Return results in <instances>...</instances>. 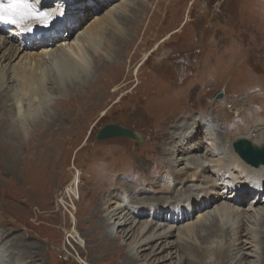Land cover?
Here are the masks:
<instances>
[{"label":"rangeland","instance_id":"374dc122","mask_svg":"<svg viewBox=\"0 0 264 264\" xmlns=\"http://www.w3.org/2000/svg\"><path fill=\"white\" fill-rule=\"evenodd\" d=\"M123 2L129 5L127 12L119 8L122 7ZM75 3V7L69 9L78 13L79 24L71 29L62 28L60 36L52 41V48L58 51L66 49L72 59L79 60L72 50L77 41L76 43L83 46L90 58L92 69L95 62L98 63L99 52H102L100 57L108 58L112 72H106L107 79L94 87L88 82L80 83L87 89L85 91L82 86L73 87V83L77 82L82 74L71 73V66L66 63L54 64L49 61L45 66L41 64L35 66L39 72H46L48 96L44 94L42 99L34 96L33 99L26 97L22 102L24 105L26 103V108L37 107L39 119L43 117L45 126H42L41 130L40 123L37 131H41V134L36 135L37 131L35 134L31 133L30 140H25V147L17 148L16 163L9 164V158L0 152V264H5V261L10 264L11 262L12 264L17 262L18 264H119V261L113 262L106 255L101 256L99 249L93 246V242L96 241L93 233L96 220L93 217L97 209L108 220L109 232L116 233L122 226L127 229L129 236L125 247L127 251L138 256L135 264H182L183 259H180L177 247L179 242L181 244L184 241L197 245L199 251L204 246L211 250L218 248L228 239L223 241L220 235L211 234L206 237V242L201 243L195 233L205 234V231L201 232L198 228L193 233L191 231L189 233L187 226L197 227L201 222L208 223L210 215L216 214L225 227L236 228L238 222L233 215L241 212L245 221L248 215L252 217L251 221L246 222L242 229L243 234L240 236V244L248 246L244 252L249 255L245 254L243 259L248 262L253 261L251 264H255L257 257L263 254L260 252L262 249L258 241L259 233L264 232L262 221L264 219L260 220L264 212V204H253L256 199L254 194L257 192H253L251 186L248 187L245 176L241 178L238 172H242L236 169L237 171H231L233 175L230 172L225 173V182L223 180L219 188L220 194H205L203 201L206 205L204 203L205 206L201 209L199 203L194 202L188 211L189 205H185L187 202L185 199L191 201L193 197L197 199L204 194L210 188V179H205V176L201 181H195V178L200 179V177L191 174L194 170L193 166H190L186 157L182 156L184 144L175 139L179 140V137L184 141L191 137L190 133L202 135L206 133L205 129L197 124V128L191 129L195 124L192 118L197 113L185 109L188 108L186 102L195 103V97L202 90L210 93L215 89L213 100L217 103L222 99L223 101L230 99L226 106L223 104L219 107L216 103L214 104L216 107L213 108L209 98L204 97L200 105L202 111H209L210 117H215L216 112L225 111L232 120L237 121L238 118H242L245 121L247 118L254 125L259 126L260 113L255 115V120L247 116L250 101L246 102V99L242 98L247 94L241 93L240 98H237L236 94L232 93V91L240 93L242 88L233 86L231 90V87H226L224 95L222 89L224 84L216 87L219 84L218 79L214 80L215 84L208 83L205 71L206 59L216 56L215 64H220L224 56L219 54L229 53L231 44L233 48L239 47L248 67L260 63L264 70V31L256 34L252 39L245 34L238 35L242 25L245 26L244 29L258 28L261 25V23L253 25V21L260 17V10H264V0L261 7L259 0H77ZM69 5L68 1L58 0L59 7L64 6L66 9ZM55 9L56 7H49L46 12L52 14L53 12L48 11ZM208 11L216 17L211 16ZM107 14L115 17L114 21L119 25V30L115 24L112 25L113 28L106 25L103 26L106 28L103 29V34L100 30L92 34L89 42L97 40L99 44L101 43L96 48L89 42L79 41L80 36L86 35V30L92 23ZM125 14L126 16L122 18ZM210 19L215 21L217 27L224 26L220 34L224 36L219 35L204 42L197 35H200L201 31L208 32L205 23ZM11 27L3 30V33L0 32V36L4 34L14 39L17 37L16 40L20 42L28 43L33 40L31 44H40V39L36 38L19 39L18 34L10 32ZM117 31L124 32L127 39L114 40L112 33ZM205 43H207L206 49L202 47ZM9 47L10 44L0 51V68L7 70L9 77L7 84L12 87V91H15L19 81L13 76L12 72L15 71L13 68L17 67L18 63L26 65L32 62L29 55L38 53L44 48L39 46L36 52L35 49H29L26 53H20L15 60L11 54H7L4 59L3 52ZM145 55L149 57L146 60ZM142 63L139 72L135 73V69ZM240 70V63H236L235 72L238 73ZM97 73L94 69L93 79L97 77ZM255 73L261 74L257 70ZM223 74L225 75V69ZM226 79L227 76H224L223 80ZM233 79L234 76L231 82ZM192 83H195L193 84L195 89L190 91L192 94L185 93L186 90L183 91V88H187ZM58 84L65 90L61 92L56 90ZM253 85L254 83H251L249 87ZM81 88L83 91L80 90ZM221 93L222 97L218 98ZM80 96L83 97L78 100ZM174 96V100L167 99ZM153 100L157 101V109ZM74 101H76L75 106L72 104ZM19 105L21 106L20 102ZM76 105L80 109L79 113L75 112ZM181 108L183 110L180 113ZM239 108L241 110H238ZM134 109L137 111L131 112ZM203 120L204 127L213 121L205 117ZM217 122L221 125L220 119ZM116 123L138 131L143 141L137 145L136 141L121 137L95 140L97 133L104 126ZM221 126L223 134L220 135L222 132L218 131L219 138L218 136L210 140V136L201 138L204 147H208L209 144L211 146L216 140L220 142L221 149L216 152L217 154L214 157L208 155V158L218 161H223L220 159L223 155H231L228 147L240 138H237L238 136H253L250 135L253 132L252 126L249 129L246 126L242 134L226 131L228 130L226 123ZM15 129L18 135L17 127ZM206 135L209 133L207 132ZM206 141H209V144ZM1 144H4L3 139L0 140ZM97 149L100 152L96 154L94 152H97ZM211 150H215L214 146H211L208 152ZM232 150L234 151L233 146ZM215 160L213 163L218 165ZM191 162L205 165L210 161L202 158L200 161L191 160ZM178 163L179 165L175 167ZM181 169L183 171H179ZM78 172L79 176L76 177ZM187 177L193 178L188 180ZM111 181L114 182L109 184ZM148 199L159 202L160 208L148 207L156 203L153 201L148 204ZM177 200L184 201L178 204L175 202ZM127 202L134 203L127 208L125 206ZM171 206L175 210H172ZM129 208L133 210L145 208V211L142 210L144 213L142 216L134 217V213L129 211ZM221 208L225 213H220ZM114 210L118 215L112 218ZM157 211L163 216L173 217V220L154 219ZM119 222H122L121 226ZM163 230L170 233L167 239L153 240L150 247L143 244L146 237L157 235ZM2 232L10 233L6 236L1 235ZM230 233V244L235 249L241 247L239 241L234 238V233ZM169 242L173 243L171 247L166 245ZM36 245L39 248H35ZM238 250L240 251L239 248L236 251ZM169 252L172 258L153 261L158 257L166 256ZM33 254L35 255L32 261L26 263L30 260L28 257ZM184 256L188 259L186 264H194L196 257L191 251L185 252ZM210 258L212 259V255L205 257L206 260H211ZM200 261L198 260L197 264H200Z\"/></svg>","mask_w":264,"mask_h":264},{"label":"bare ground","instance_id":"6f19581e","mask_svg":"<svg viewBox=\"0 0 264 264\" xmlns=\"http://www.w3.org/2000/svg\"><path fill=\"white\" fill-rule=\"evenodd\" d=\"M61 1L62 2L68 1L70 3V5L68 7H66V9H65L64 6H60V7L57 6L58 0H38L40 7L43 9V11L45 10V12H46V9H48L49 7H54V8L56 7V9L54 11L53 10L48 11V12H53L52 14L50 13L48 26L42 25L39 21L31 20V21L24 23L21 26H17V25L13 24L12 26H14V27L10 28V32L14 33V34H18L19 39L20 38H23L24 40H27L26 38L40 39L39 42L42 45L31 44L33 40H30V42H28V43H24V42H20V41L16 40L17 37H15V39H14V37H10V36L4 35V34H2V36H0V51L2 50V48H5L6 45L10 44V47L6 48L3 52L4 59H5L7 54H11V56L14 58L13 60H15L20 55V53H22V52L26 53L27 50H29V49H35L34 51L36 52L37 47L43 46V48H44L43 50L39 51L38 53H31L29 55V59H31L32 62L30 61V62L26 63V65H25V63H22V65H20V63H18L17 67L13 68L15 70L12 72L13 76L16 77V79L19 81L18 88L15 91H12V87H9L7 84V80L9 79L7 70L0 68V140L3 139V142H4L3 145L2 144L0 145V152H2L4 155H6V158H9L8 159L10 162L9 164H14V162L16 161V158H17V155H16L17 154L16 153L17 148L18 147H25V145H26L25 140H30L29 135L31 133L35 134L36 131L39 130L40 123H41V130L43 129L42 126L43 127L45 126V123L42 121L43 117H42V119H39L40 117L38 116V113H37V112H39V110L37 109V107L33 106L34 108H32L31 106H28L26 108V103L24 105L22 102L23 99L26 100L25 99L26 97H30L31 99H33L32 97L34 96V97L40 99L41 97L44 96V94H45V96H48V92H47L48 88H46L47 85H46V81H45V73L46 72H44V71L39 72V70L35 68V66L37 64H41V66H45L46 64L49 63V61H52V63H54V64L66 63L68 66H71V70H72V71H70L71 73L74 74L75 72H80L82 74V77L80 76L81 78L79 77L77 82L73 83V87H77V88L82 86L80 84L82 82L83 83L88 82L90 84V86L94 87V85L100 84L102 80L107 79V78H105V77H107V75L105 74L106 72H108V73L112 72V67L110 66V63L107 60L108 58L106 57L107 59H105L104 57H100L102 55V52H99L98 63L95 62L93 69H92V66H91L92 64L90 63V61H91L90 58L85 53L83 46L80 43H76L77 41L75 42V45H74L72 50L74 53L77 54V56L79 57V60L72 59L70 57L69 52L66 49H63L62 51H58L57 49L52 48V41H54L56 37L60 36L62 28L71 29V27L79 24L78 13L72 9H69L70 7H75V5H76L75 2L77 0H61ZM48 4H54V5L56 4V5L55 6H47ZM251 4H252V1H251L250 5ZM259 4L261 7L262 0L261 1L259 0ZM128 6L129 5H126V3L123 2L122 7H119V8H121V9L123 8V10H124L123 12H127L129 10ZM246 6H247V4H246ZM64 9H65V11H64L65 13L63 12L60 14V12H62ZM208 13H211V12L208 11ZM126 14L122 15V18H124L126 16ZM260 14H261L260 17L254 19V21H253V25L256 23H261V25L258 28H245L244 29L245 26L242 25L240 30H238V35L245 34L247 37L252 39V38L256 37V34L263 33V31H264V10H260ZM211 16L216 17V15H214L212 13H211ZM101 18L96 20L94 23H92L87 28L86 35L80 36L79 41L89 42L90 41L89 37H92L93 36L92 34L96 33L99 30L103 34V29L104 30L106 29L103 26H106V25H110L112 27V25L115 24L116 27H118V30L120 29L119 25H117V23L114 21L115 17L107 14ZM245 18H248V17H245ZM214 22L215 21H213L212 19L208 20L205 23V28L208 30L209 33L207 31L206 32L201 31V34L200 35L198 34L197 37L202 38V40H204V42L206 40H209V39H215L216 36L218 37L221 34V31L224 30V26L220 25L217 27L216 23H214ZM224 23H226V20L224 21ZM79 26H81V25H79ZM5 29L6 28L4 26L0 25V32L1 33H3V30H5ZM29 29H31V31H29ZM123 29H124V27H123ZM136 30H138V27L136 28ZM20 35H22V37ZM38 35H39V38H38ZM223 36L224 35H220V37H223ZM112 38L114 40H116L118 38H120V40L127 39L125 33L122 31H120V32L117 31V32L112 33ZM199 41L200 40L198 39V42ZM89 43L95 48L99 47L101 44V43L99 44V42L97 40L96 41L92 40ZM197 45H199V43H197ZM206 45H207V43H205L202 47H204L206 49ZM230 47H231V51L229 53L219 54V55L224 56V58L220 64H217V63L215 64V62H217L216 56H210L209 58L206 59V63H207L206 71H205L206 80L208 83L212 82V84H215L216 82H214V80L218 79L217 82L219 84L216 87H219L222 84H224V87H222V89L224 90V95L226 93L225 92L226 87L227 88L231 87V90H233V86L238 87V88L241 87L242 92L235 93L232 91V93L234 95L236 94L237 98H240L241 93L247 94V96H245V95L242 96V98L244 97L246 99V102L250 101L249 102L250 106L248 107L247 116H248V118L255 120V118H256L255 115L260 113L261 114L260 115V123H259V126L254 125V123L250 122V120L247 118L245 121L242 118H238L237 121L232 120V118L229 117V115H227L225 111H223L222 113L216 112L215 117L213 115H211L214 118L209 116V114H210L209 111H207V110L202 111L201 105L203 103L202 100L204 97L209 98L210 103L213 104V105H211L213 108L216 107V105H214V104H216L217 102L215 100H213V94L215 92V89H213V91L210 93L205 92L203 90L200 91V93L197 92L198 94L195 97V99H196L195 103H190L189 101L186 102L185 105H187L188 108H185V109H188V111L193 110V111H196V113H197L195 115V117L192 118V120L194 121L195 124L191 127V129L197 128V125H198V126L204 128L206 133L203 135L200 133H195V134L190 133L191 137L187 140L184 139V141L185 142L187 141V143H184V141H181V139H183V138L178 137L179 140H177V139H175V140L179 143L184 144V147H183L184 154L182 156H183V158L186 157L185 159L187 160V162L190 166H193L192 168L194 170L191 174H196L198 177H200V179L195 178V181H201L203 178H205V176H206L205 179H210L209 190H207L204 194H202L197 199H195V197H193L191 199V201H189L188 199H185L187 201L185 203V205L186 204L189 205L188 211H190V208L194 202L199 203L198 205L202 209V207H204L206 205V202L203 201L205 194H208V193L209 194H220L219 188H220V185L223 184V180L225 182V179H224L225 173L230 172L233 175V173L231 171H237L236 169H238V170L240 169V171L242 172V173L238 172V175H241V178H243L245 176L244 179L247 180V183L249 185L248 187L251 186L252 188L250 187V189L255 193L257 192V194H254V196H256V199L254 200L253 204H257V205L264 204V166H260L259 168H253L252 166L248 165L243 159H241L232 150V146H231L232 143H231V145L229 144V146H231V147H228L230 149L229 153L231 155L230 156H224L223 155L220 158L223 161H218V160L214 159L215 162H217V164H218V165H216L213 163V161H214L213 158L212 159L208 158V155H210L211 157H214L217 154L216 152H218L221 149L220 142L217 140L214 141V144L212 142L211 146L212 147L214 146L215 150H211L209 152H208V150L211 147L209 144V141L208 142L206 141L209 144L208 147H204L202 145V142H201V138L204 136H206V137L210 136L209 137V140H210L212 137L218 136L219 133H221V132L222 133L220 135H222L223 129H222L221 125L226 123V124H228V130H226V131H229V130L233 131V132L236 131L239 134H242V131L245 129L246 126L248 129L252 126L251 131H253V132L250 133V135H253L252 137L238 136L237 138L240 137L239 139L249 140L253 144H256L258 146L264 145V116H262V115H264V79H263L264 78L263 77L264 70L262 69V65L260 63L257 64L256 66L248 67V65L244 59V55L242 53H240V51L238 49L239 47L235 46L233 48L232 44ZM258 52L259 51H257V53ZM92 53L94 54V52H92ZM215 55H216V53H215ZM109 58H111V57H109ZM148 58L146 56L145 60ZM263 60H264V57H263ZM33 62H34V64H33ZM236 63H240V66H241V70L238 73L235 72ZM142 65H143V63L138 68L135 69L136 70L135 73L139 72V69L141 68ZM117 68H119V67H117ZM94 69L98 72L97 77L95 79H93L95 77V75H93ZM224 69H225V75L223 74ZM255 70L261 72V74H256ZM224 76H227L226 81L223 80ZM233 76H234V79L231 82V79ZM107 83H108V81H107ZM251 83H254V85L252 87H249V85ZM193 84H195V83H192L187 88H183V91L186 90L184 92L189 93L192 89H195ZM258 84H260V86ZM66 87H68V86H66ZM9 88H11V89H9ZM83 88H81L80 90H82ZM56 90L61 92V91H64L65 89L60 84H58ZM86 90L87 89H85V91ZM239 91H240V89H239ZM69 94H72V93H69ZM189 94H192V92H190ZM248 96H250V97H248ZM82 97L83 96H80L78 98V100L82 99ZM236 97H235V99H236ZM167 99L174 100L175 96L172 98H167ZM76 101L72 102L73 106H75ZM224 101H226V102L222 103ZM224 101H223V99L219 100L217 103V106L220 107L223 104L226 106L227 102L230 101V99H227V100L224 99ZM19 102H20L21 106L19 105ZM152 102L157 109V106H156L157 101L153 100ZM181 102H182V100H180V103ZM72 104H70V106ZM198 105H200V107H198ZM181 110H183V109L182 108L180 109V113H181ZM238 110H241V108H239ZM238 110L236 109V111H238ZM132 111L136 112L137 109L131 110V112ZM236 111H233V112H236ZM75 112H77V113L80 112V109L77 107V105H76ZM203 117H205L206 119H213L212 123L210 125L208 123V126L204 127ZM216 119L217 120L220 119L221 125H219V123L217 122ZM254 122H256V121H254ZM48 125H50V123H48ZM16 127L18 130V135L16 134V131H15ZM214 127H216V128H214ZM220 129H222V130H220ZM218 131H219V133H218ZM207 132L209 133V135H206ZM34 134H33V137H34ZM37 134L40 135L41 131H37L36 135ZM227 135H229V134L227 133ZM244 135H246V133ZM218 138H219V136H218ZM222 143H224V142H222ZM29 144L30 145L32 144V139H31V142ZM29 144H28V146H29ZM98 152H100L99 149H97V152L95 151L94 153L97 154ZM181 152H182V150H181ZM178 153H179V151H178ZM185 153H187V154H185ZM198 154H204V155H198ZM202 158L208 159L210 162L208 164H205V165H203V164L196 165V164L191 162V160H193V162L194 161H200V159H202ZM90 162H91V160H90ZM177 165H179V163L175 164V167H177ZM179 171H183V169H181ZM182 173L184 174L185 172H182ZM75 176L78 177L79 172L76 173ZM192 178L187 177L188 180L192 179ZM182 181H184V180H182ZM112 182H114V181H111L109 184H111ZM0 186H1V184H0ZM111 187H114V185H111ZM225 187H226V185H225ZM237 188H240V187H237ZM242 188L243 187L241 186V189ZM258 188H259V190H256ZM249 192H251V191L249 190ZM253 192H252V194H253ZM165 200H167V199H165ZM153 201H155L156 203L154 205H150V206L148 205V207H153L155 209L160 208V203L154 199H148L147 203L150 204ZM182 201H184V200H179V201L177 200L175 202H177L178 204H181ZM133 203L127 202V204L125 206L128 208V207L132 206ZM204 203H205V205L203 206ZM148 207H147V209L149 210ZM171 207H172V210H175V208L173 206H171ZM145 208L142 210L145 211ZM179 208L181 211H184V209H181V207H179ZM97 210L98 211L95 213V215L93 217L96 220V226H95L94 231H93V233L96 237V241L93 242V246L96 247L97 250L99 249L101 256L105 257V255H106V257H109L113 262L119 261V264H135L136 263L135 261L138 259V256L136 254H132L131 252L126 250L127 238L129 236L127 229L122 226L116 233L109 232L107 229L109 226L108 220L102 215V213L100 212L99 209H97ZM142 210L141 209H137V210L130 209L129 211L134 213V217H136V216L139 217V216H142L144 214ZM220 213H222V214L225 213V210L221 208ZM116 215H118V212L117 211L115 212V210H114L112 218ZM242 215H243V213L241 214V212L235 213L233 215L234 217H236L235 219H237L238 223H237L236 228H232V229L225 227L221 223L219 217L216 216V214L210 215V220H209L210 222H208V223L198 222L200 224L197 227H193V225L187 226L186 229L189 233H190V231L193 233L195 230H198V228L201 230V232L205 231V234H202L200 232L195 233L196 236H198V238L200 239L201 243L206 242V237L211 235V234L220 235L223 238V241H225L224 239H228V241L223 243V245H221L220 247L212 249V250L207 246H204L203 248L201 247L200 251L197 248L198 247L197 245L191 244L187 241L181 242V244L179 242V245L177 248L180 252L179 253L180 259L181 260L183 259V261H181V263L183 262L182 264H186V260H188V259L185 258L184 253L189 250L193 253L194 257H196L194 264H197L198 260H201L200 264H251L253 261L248 262V260L246 261V259H243L244 255L248 254V253L244 252V250L247 249L248 246L246 245V247H245L244 244L243 245L240 244V242H241L240 236H242V234H243L242 229L246 225V222L251 221L252 217L248 215L247 216L248 218L245 221L244 216H242ZM185 216H186V214H184V217ZM153 218L156 220H158L160 218H164V219H166V221L167 220H173V217L169 218L167 216H163L160 211H157L155 213V217H153ZM261 219H264V212H263L260 220ZM262 221L264 222V220H262ZM115 225H116V223H115ZM121 225H122V222L121 223L119 222V226H121ZM230 232L234 233V238L236 239V241H239V245H241V247L240 246L238 247L240 249V251L238 250L239 252L236 251L238 248L235 249V247H233L230 244V241H229V238H230L229 236L231 235ZM9 233L8 232L7 233L2 232L1 235L7 236ZM169 234H170L169 232H167L166 230H163V232H161L157 235L155 234L153 236L146 237V240H145V242H143V244H146L148 247H150V243L153 240L161 239V241H164L165 239H167ZM119 239H121V240L119 241ZM122 241H124V242L122 243ZM258 243H259V247H261V249H262L260 252H262L263 254L260 255L259 257H257L258 259L256 260L255 264H264V232L259 233ZM166 245L168 247H171L173 245V243L169 242ZM35 248H39V246L36 245ZM196 248H197V251H196ZM192 249H193V251H192ZM234 250H235V252H234ZM0 251H1V244H0ZM169 253L166 256L158 257V258L154 259L153 261L159 262L160 260H164L165 258H172L173 257L172 254L171 253L169 254ZM34 255L35 254L30 255V257H28L30 260L26 261V263L31 262L32 257ZM208 255H212V259L210 258L211 260L205 259V257ZM5 264H10V263H7L5 261ZM11 264H12V262H11ZM17 264H18V262H17Z\"/></svg>","mask_w":264,"mask_h":264},{"label":"water","instance_id":"95a60500","mask_svg":"<svg viewBox=\"0 0 264 264\" xmlns=\"http://www.w3.org/2000/svg\"><path fill=\"white\" fill-rule=\"evenodd\" d=\"M221 97L222 93L219 94L218 98ZM115 137L132 139L136 141L137 145L143 141L141 134L138 131L125 127L119 123L104 126L97 133L95 140L101 141ZM233 147L240 157L248 164L254 167L264 165V145L260 147L254 145L249 140L239 139L233 143Z\"/></svg>","mask_w":264,"mask_h":264},{"label":"snow or ice","instance_id":"6c2138e0","mask_svg":"<svg viewBox=\"0 0 264 264\" xmlns=\"http://www.w3.org/2000/svg\"><path fill=\"white\" fill-rule=\"evenodd\" d=\"M37 6L38 0H0V21L21 26L36 20L48 26L50 13L37 11Z\"/></svg>","mask_w":264,"mask_h":264}]
</instances>
